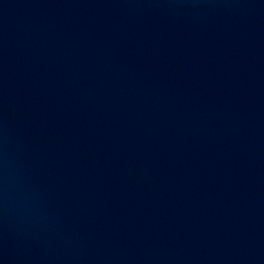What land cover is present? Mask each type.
<instances>
[{
	"label": "water",
	"instance_id": "95a60500",
	"mask_svg": "<svg viewBox=\"0 0 264 264\" xmlns=\"http://www.w3.org/2000/svg\"><path fill=\"white\" fill-rule=\"evenodd\" d=\"M0 264H228L98 0H0Z\"/></svg>",
	"mask_w": 264,
	"mask_h": 264
}]
</instances>
